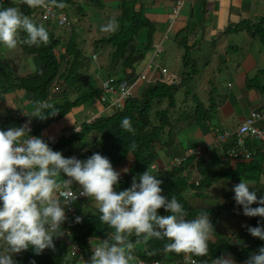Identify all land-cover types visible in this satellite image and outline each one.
I'll return each mask as SVG.
<instances>
[{
  "label": "trees",
  "instance_id": "1",
  "mask_svg": "<svg viewBox=\"0 0 264 264\" xmlns=\"http://www.w3.org/2000/svg\"><path fill=\"white\" fill-rule=\"evenodd\" d=\"M68 1V0H64ZM0 7H17L24 15L28 16L37 25L43 26L49 32V43L41 44L39 47H29L20 43L17 47L21 50V57H31L35 62V71L30 70L24 73L18 72L14 66V61H4L6 48L0 47V98L5 100V96L14 95L13 104H22L26 99L35 104L39 101H48L59 110L57 115L49 116L45 120L40 118L29 122L26 118L19 119L15 110H10L7 116L0 114V130H7L9 127H19L25 124L31 125L30 135L39 136L46 129L59 121L72 109L92 101L100 103L105 109H113L110 115H99L80 125V129L74 132L68 138H62L57 144H49L54 151H60L67 157L75 156L78 159H87L93 153H100L107 157L117 170L121 165H127V172H122V179H119V187L114 186V190L119 192L128 189L131 186L130 179L137 178L140 174L151 171V165L159 160V151L164 150L167 155L176 158H182L186 154L185 148L179 141V135L188 126L201 125L208 122L210 124L211 116L209 111L216 107L215 98H210V106L205 105L195 98V105L187 101H181L183 109H179L177 92L180 86L185 83L188 69L196 68V58L190 55V47H186L184 54L185 73L182 74V81L179 84H170L168 82L156 81L146 84L135 97L124 100L120 108L112 107L107 101H102L103 90L101 86L95 84L90 70L93 55L98 53L100 45L108 48L112 57L113 65L109 69L110 75L117 77V82L123 80H134L136 77V63L144 58L146 51L153 47V27L150 26L148 18L142 10L136 11L132 0L124 1L120 18L118 19L120 27L115 33L104 36L94 42L95 51L91 56L82 42L78 39L75 26L72 23L71 28H62L66 30L65 36L56 34V24L50 21H44L40 17L37 9L29 8L24 4H17L14 0H2ZM147 27L149 30L145 33V39L141 41V28ZM133 28V29H132ZM256 32L260 34L264 43V28L256 27ZM21 40L26 37V33H20ZM106 54H108V52ZM101 59H98L99 62ZM91 64V65H90ZM99 69H103L98 63ZM105 70V69H104ZM256 79V78H255ZM257 80V79H256ZM254 81V80H253ZM250 87H261L256 81L249 84ZM216 90V89H215ZM186 92V90H185ZM189 93V92H188ZM186 93V97L189 96ZM10 99V100H12ZM62 99V101H59ZM31 105V104H30ZM34 109V107H33ZM129 117L135 134L124 130L121 127V121ZM32 123V124H29ZM194 124V125H193ZM196 144H193L195 146ZM232 145H225L224 150ZM263 155V154H262ZM256 156L250 160H254ZM196 156L188 157L180 165L172 166L165 170H159L154 174L159 175L162 180V195L171 199L175 195L188 213L186 219L191 220L197 217L201 211H208L210 219L215 226L219 221V214L226 207L230 209H242L234 200V192L226 190L222 194L225 198V204L214 205V207H204L196 200L197 197H208L207 192L216 185L221 178L238 179L241 175L247 177V171H250L252 162L241 164L236 163L235 169H215L209 165V160L200 157L196 162ZM236 160H244L243 157ZM258 160V159H257ZM195 163L201 169L202 179L194 182L191 179ZM255 179L259 180V171ZM62 179V177H61ZM77 187H81L76 184ZM257 191V196H264V189L260 186L250 188ZM192 194L189 198L188 195ZM194 201V203L192 202ZM77 212L84 209L83 203L76 202ZM253 204L252 207H257ZM86 216L80 218V222L74 220H65L62 229L65 235L68 230L75 232V239L78 241L86 257L92 254L90 237L103 238L113 231L107 225L99 220V211L86 210ZM158 212L161 215H167L163 208ZM219 212V214H218ZM260 222L264 225V217H251L249 226L255 227ZM71 223V225H68ZM66 239V238H65ZM65 239L60 236L54 237V249H45L41 254H36L31 247L20 253L13 254L16 264H76L77 260L69 257V245ZM135 244L134 258L143 259L149 262L155 260L169 261L175 260L174 264H183L180 262L182 253L165 252L164 245L169 243L167 240H158L143 237L137 238L135 235L129 237ZM230 237L224 242H209L208 255L197 257L202 264H213L215 259L223 258V255L231 253L236 261L245 263L250 255L259 251L264 246V240H257L244 248L234 245Z\"/></svg>",
  "mask_w": 264,
  "mask_h": 264
},
{
  "label": "clouds",
  "instance_id": "2",
  "mask_svg": "<svg viewBox=\"0 0 264 264\" xmlns=\"http://www.w3.org/2000/svg\"><path fill=\"white\" fill-rule=\"evenodd\" d=\"M21 2L32 9L66 7L64 0H21ZM71 26L68 28L70 29ZM119 27L118 19L113 16L107 24L101 26L100 31L115 33ZM21 32L26 33L23 40L20 37ZM49 40V32L43 24L37 25L17 7H0V47L14 50L20 43L29 47H39L41 44L47 45ZM93 56L96 57L97 54ZM139 74L142 72L137 73L135 78ZM109 77L116 76L109 75L107 78ZM103 81L100 84L101 88ZM179 83L181 82L172 84ZM18 111L20 109H17L16 113ZM58 112L54 104L39 101L30 116L45 120L49 116L57 115ZM23 118L28 120L29 113L26 112ZM121 127L135 134L129 117L121 121ZM79 129L77 127L73 130L77 132ZM73 130H71L72 134ZM221 131L223 130L215 129L216 136ZM30 132L28 124L0 130V264H16L13 254L25 251L29 247L36 254H41L45 249H54V237L66 238V241L72 237L76 240L75 232L68 230V234L65 235L61 227L65 225L63 223L65 220L75 219L80 222V218L86 216V214L82 215L81 211L77 212L79 215L77 218L66 219L65 208L78 198L77 193L72 190L74 183L76 188H82L79 195L87 197L80 203L90 208L88 203L84 202L87 199V202L94 201L96 209L90 210H98L100 222L113 230L106 237L89 238L92 255L88 264H132L135 244L129 237L133 235L137 238L143 237L144 240L148 238L167 240L169 243L164 245L165 252L182 253V255L189 253L194 255L197 261L196 256L208 255L209 242L215 231L209 212L201 211L196 218L186 219L188 213L177 197L173 195L169 199L162 195V180L158 178L159 175L154 174L159 171L157 163L151 165V171L148 169L140 174L138 180L135 177L130 179L131 186L128 189L117 192L114 186L119 187V179H122V175L113 168L107 157L97 152L83 160L75 156L66 158L62 152L54 151L42 138L30 135ZM247 140L251 144L249 139ZM196 146L198 145L190 148ZM202 147L205 148V153L201 157L205 158L211 151L207 150L209 146ZM261 154L264 155L262 152ZM171 158L173 160L169 168L184 162L173 165L176 157ZM127 171L128 169H123V172ZM194 173H197L194 182L202 179L201 169L196 163L192 175ZM76 184L81 187H77ZM250 188L252 187L249 182L244 180L236 184L232 189L235 203L242 206L245 216L264 217V196L258 198L257 191H250ZM253 204L258 206L252 207ZM161 208L168 214L161 215L158 212ZM245 227L253 237L264 240V225L260 222L255 227L247 225ZM68 245L69 257L77 260L76 264H80L78 256L70 255V244ZM83 254L85 262L88 257L84 251ZM179 260L187 264L182 261V256ZM174 263L175 260H172L167 264ZM213 264H236V262L221 257L215 259ZM245 264H264V246L260 247L257 253L250 255Z\"/></svg>",
  "mask_w": 264,
  "mask_h": 264
},
{
  "label": "crops",
  "instance_id": "3",
  "mask_svg": "<svg viewBox=\"0 0 264 264\" xmlns=\"http://www.w3.org/2000/svg\"><path fill=\"white\" fill-rule=\"evenodd\" d=\"M124 1L126 0L64 1L65 4L76 3L78 5L77 7H79V10L76 12L78 14L77 19L80 17L79 11H81L83 5L89 6V13L92 16L88 13L86 18L87 20L95 21L94 27L91 25V30H94L95 33L91 34V38H89L88 41L92 47L90 46L91 48H86L84 46L87 51L92 49V51H88V53H96L94 42L111 34L101 32L100 28L102 25L107 24L109 19L113 17L115 9H118L117 13L119 15L121 14V7ZM132 1L134 3V9L136 11L142 10L148 18V22L151 23L149 25L154 29L152 32L153 44L162 45L163 47L167 41L171 47L176 49V53L178 54L177 57L180 60L179 67L182 66L181 68L186 69L183 59L187 46L190 47V55L194 56V58L197 56V52H194L193 50L198 43L200 48H202V44L204 43H206V45L211 43V45H215L217 48L216 55L210 57V62L208 60L207 64H212L216 69L219 68L218 64H222L223 70L220 71V74H217L216 72L212 77L218 75L217 78L223 80L225 83L224 86L227 87L228 92L226 93L225 98L220 93V95H218L219 102L222 101L223 105L218 108L217 116L215 118L217 121L214 124L210 123L207 125L203 123L201 126L199 124L194 126V128L197 129V139L189 144L190 146H183V148L187 150L188 148L193 147V144L212 147V151L206 154L205 158L209 160V165H213L215 169H221L223 171L226 169H235L237 165L236 163L241 164L242 162H253L250 171L246 172L248 174L246 178L243 175L238 179L228 177L221 178L219 182L213 186V189L207 192L208 196L221 199L224 191L232 190L236 184L241 182V180L249 182L251 187L260 186L264 189V155L261 154V151L254 153L255 155L253 156H256L254 160H236L227 159L226 157L223 158V150H218V148L214 147L216 137L215 129L234 132L245 117L253 110L264 113V73H260L261 70H264V43L261 40L260 34L256 32V27L259 26L260 29L264 28V0H185L181 11L177 15L173 24L170 23V16L177 0ZM60 10L65 12V8ZM99 15L100 18H98ZM79 36L82 38L80 32ZM165 49L164 46L163 54L166 51ZM99 50H101V56H93V58L96 60L101 59L98 63L101 66L105 65L106 68H110L113 65V61L112 57L109 56V47L106 48L100 45ZM152 50L146 51L144 58L135 65L136 74L140 72L146 74V79H138L134 85L137 95L140 90L150 82L163 81L172 84L177 83L178 78H180L179 82L182 81V78L179 77L176 72L170 71L171 73L169 74V67L162 65L159 59V63L157 60L155 61V59L159 57L158 55L162 54V52L155 54V51ZM107 51H109L108 54H106ZM228 58H231L234 61L232 64H235V66L232 70H230L232 67L231 65H226V63H228ZM150 63H155L154 68L148 69ZM25 66L27 68L19 69L20 73L35 68L34 62L25 64ZM161 68H165L166 71L163 72ZM103 80L105 79H101L100 84ZM201 80L203 81V79ZM256 81L261 87L249 86L250 82L254 83ZM205 82L206 80L203 81V83ZM12 98H14L13 94L8 97L5 96V100L0 98V100H3L2 103L7 105V112L6 114H1L2 116H7L8 112L13 109L12 106L16 105L13 104ZM22 104L23 108L20 110L29 113L28 120H36L38 117L30 116L34 110L30 105V101L23 99ZM105 110L106 109L98 103L97 107L94 106L89 109L87 115L85 113L84 118H86V120L83 122L87 121V117L92 119V116L102 115L105 113ZM259 126L264 130V118L259 122ZM79 127L80 126H78V128ZM48 128L46 130H48ZM63 131H69V129H61L53 132L45 131L41 135L60 133ZM189 138V135H186L185 138L183 137V139H185L184 141ZM260 156L261 158H259ZM172 160L173 159L170 155H167L164 150H160L159 160L156 162L159 166V170L169 168L172 164ZM127 165H129V163L121 165L116 171L122 173L123 169L128 167ZM256 170L259 171V180L255 179L257 174L253 173ZM84 209L90 210L88 207H85ZM86 210L82 211V215L87 214ZM227 216V218H220V222L218 221L216 223L215 226L218 224V229L220 230H216L217 232L215 233L221 235V233L224 234L225 232L227 237L232 239L231 241L233 244L242 249L247 246L249 242L248 238L250 233L248 232L247 227H245V225L249 226L248 220L244 216H240L239 220H237L235 214L232 213ZM224 224H226V226H224ZM225 237L226 235L224 234L223 238ZM91 255L88 257V260H90ZM223 258L232 259L236 264H245L236 261V258L231 253L223 255ZM136 261L137 258H134L132 264H136ZM171 261L172 260L165 262L170 263ZM85 262V264H88L87 259Z\"/></svg>",
  "mask_w": 264,
  "mask_h": 264
},
{
  "label": "rangeland",
  "instance_id": "4",
  "mask_svg": "<svg viewBox=\"0 0 264 264\" xmlns=\"http://www.w3.org/2000/svg\"><path fill=\"white\" fill-rule=\"evenodd\" d=\"M105 1V0H104ZM17 4H19L17 1H15ZM78 5L76 3H66V7H65V12L69 15L70 19L73 22V25L76 28V32H80V35L82 36V38H79L78 40L82 42L81 46H85L86 48H91L92 46L88 43L89 38H91V34H94L95 31L91 30V25L94 27L95 25V21L92 20H87V16L88 13L90 11V9L88 8L89 6H85L83 5V8L81 9V11H79L80 13V17L77 19V10H79V7H77ZM118 9H115V14L113 16H115L117 19L120 18V15L117 13ZM90 14V13H89ZM94 15V12H93ZM90 16H92L90 14ZM98 18H100V15L98 16ZM133 29V28H132ZM141 41H143L145 38V33L148 32V28L144 27L141 28ZM56 34L57 35H61V36H65L66 34V30L62 29L61 27H56ZM91 46V47H90ZM165 46V52L163 54L158 55L159 57L155 59V61L158 59L159 61H161L162 65L168 66L169 67V74L172 72H176L177 75H179V77L182 76V74L185 73V68H181L180 66V60L177 57V53H176V49L174 47H171L170 44H168V42H165V45H163V47ZM264 48V46H263ZM152 50V47L149 49ZM7 51V52H6ZM5 53H4V61H14L13 62V66L14 68L19 72V69H23V68H27L25 66V64L28 63H33L36 64V62L31 58V57H21V50L19 49V47H17L14 50H8L6 49ZM88 51H92V49L88 50ZM101 50L98 51V53H100ZM153 51V50H152ZM184 51V50H183ZM196 53V68L194 70L188 69L187 73L185 74L186 77V82L183 83L182 85L184 87L179 88L176 96H177V100L179 103V109H183L184 108V104L182 105L180 102L181 101H186V98L188 99L187 101L191 104V106L195 105V98L198 99V101H201V103L203 105L206 106V108H209V106L211 105L210 103V98H215V102H216V107L214 108V110L211 112L209 111L210 116H211V120L210 123L214 124L217 120H215L216 116H217V111L218 108L220 106L223 105L222 101L219 102V98L218 95H222L225 98L226 93L228 92V89L226 86H224V82L221 78H217L218 75H216L215 77H212L213 74H215L217 72V74H220V71H222V64H218V69H216L212 64H207L208 60L210 62V57H213L216 55L217 53V48L215 45H211V43L207 44L204 43L202 44V48H200L199 43L198 45H196L195 49L193 50ZM179 52V51H178ZM90 56L92 55V53H88ZM237 56V55H236ZM235 58V57H233ZM92 65H91V76L93 77V80H95V84L99 86L101 79H107V77L110 75V71L109 69H107L104 66H102L103 69H99V65H98V61L95 59L94 61H92ZM234 61L231 58H228V63H226V65H231L232 67L230 68V70H232L235 66V64H232ZM159 63V62H158ZM160 63V64H161ZM178 65V66H177ZM225 65V64H223ZM31 66V65H29ZM32 67V66H31ZM154 68V67H153ZM34 69V68H33ZM32 69V70H33ZM105 69V70H104ZM236 69V68H235ZM260 73H264V70H261ZM182 78V77H181ZM203 79L206 80L205 83H203V81L201 80ZM180 81V78H178V82ZM216 89V90H215ZM186 90V92H185ZM189 92V93H188ZM186 93H188L189 96L186 97ZM218 93V94H217ZM220 93V94H219ZM11 96L10 94L6 95ZM0 114H6V108L7 105L3 104V100H0ZM59 101H62V99H59ZM94 106H98V102H92L89 101L87 103H85L84 105H81L79 107H76L74 109H72L68 114H66L65 116H63L57 123L52 124L51 126H49L48 130H46V132L48 131H57V130H61V129H69L70 131L77 128L78 126H80V124L86 120V118H84V115L86 113L89 112V109L91 107ZM230 106V105H229ZM13 110L15 109H22L23 108V104H16L15 106H12ZM113 109L111 107L107 108L105 110V113H103L102 115H110L112 113ZM96 116H92V118H94ZM91 120L90 117H87V121ZM205 124H209L208 122H206ZM186 126L187 128L183 130V132L179 135V141L182 143V145L184 147L190 146L189 144L193 143L196 139V131L197 129L194 128V126H188L187 123H184L183 126ZM194 125V124H193ZM201 126V125H200ZM204 127V126H203ZM186 135H189L190 138L187 139L186 141H184L185 139H183V137L185 138ZM261 158V156L259 157ZM197 178V173H194L191 176V179L193 181H196ZM63 179V177H62ZM163 184V183H162ZM164 189V188H163ZM213 189V187H211L209 190L211 191ZM189 198L192 197V194L188 195ZM224 196L221 197V199H217L215 197H197V198H193L192 200H196V202H199L200 204H202L204 207H214V205L219 206V204H225V198H223ZM88 200V199H87ZM87 200L84 203H88V205L90 206V209H96V204L94 201H90L87 202ZM194 203V201H192ZM235 214V217L237 218V220H239L240 216H244L247 220H248V224H249V220L251 217L245 216L243 215V209H230L229 207H226L222 212H218L219 219L220 218H227L229 214ZM220 222V220H219ZM224 226H226V224H224ZM216 230H220L218 229V224L217 226H215V231L213 232L212 235V239L211 241L213 242H217V243H221L224 242L225 239L227 238V234L224 232V234L226 235L225 238H223L224 234L221 233V235H218ZM229 236V235H228ZM257 237H253L251 234L248 238L249 242L247 244L250 245L251 243L256 241ZM90 260L87 259V262H89Z\"/></svg>",
  "mask_w": 264,
  "mask_h": 264
},
{
  "label": "built area",
  "instance_id": "5",
  "mask_svg": "<svg viewBox=\"0 0 264 264\" xmlns=\"http://www.w3.org/2000/svg\"><path fill=\"white\" fill-rule=\"evenodd\" d=\"M19 4H23L21 0H14ZM185 0H177L174 10L170 16V23L173 24L177 15L180 13L181 8L183 6ZM25 5V4H24ZM40 17L44 21H50L55 23L59 27H70L72 22L65 12L61 11L56 7H49L48 9L38 8ZM153 50L155 54L161 53L163 50L162 45H153ZM153 63L148 65V68H153ZM165 72L166 70L163 69ZM138 79H146V74H139L137 78L134 80H123L119 83L117 82L116 77H109L105 81H103L102 89L103 94L101 96L102 101H108L112 107L120 108L123 106L124 100L128 98H132L137 96V93L134 89V85ZM32 107L35 106L34 102H30ZM18 118H23L26 116V112L18 111L16 113ZM39 118V117H38ZM264 118V113L253 110L250 114L245 118V120L235 129L234 132H229L228 130H223L217 134L215 138L214 147L218 148V150H223V158L227 159H239L243 157L248 160L251 159L256 150H260L264 153V130L259 126V122ZM31 129V125H28ZM72 131H63L60 133L48 134V135H39L38 137L42 138L46 143L49 144H57L59 140L62 138H68L71 136ZM251 142L249 144L248 140ZM232 143L224 150L225 145ZM259 142V143H258ZM212 147H208L207 150L212 151ZM205 153V148L198 145L194 148H190L186 151L185 156L182 158H176L173 161V165L180 164L183 161L187 160L188 157L194 155L196 156V161L199 157L203 156ZM222 158V159H223ZM155 167V166H153ZM121 178V176H120ZM73 192L77 193V199L75 201H71L69 205L65 208L66 219L67 218H77L79 215L77 213L75 203L85 200L87 197L80 196L79 192L82 191V188H76L75 183L72 186ZM64 223V222H63ZM62 223V224H63ZM107 239V238H104ZM103 239V240H104ZM101 240V242L103 241ZM67 242L70 244V255L73 257L78 256V260L80 264H85L84 262V254L77 240L69 237ZM93 250V248H92ZM182 261L187 264H201L199 263L194 255L189 253H184L182 255ZM136 264H167L164 261L155 260L152 262L137 259Z\"/></svg>",
  "mask_w": 264,
  "mask_h": 264
}]
</instances>
